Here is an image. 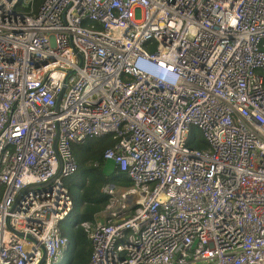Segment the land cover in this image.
Wrapping results in <instances>:
<instances>
[{
    "label": "built area",
    "instance_id": "obj_1",
    "mask_svg": "<svg viewBox=\"0 0 264 264\" xmlns=\"http://www.w3.org/2000/svg\"><path fill=\"white\" fill-rule=\"evenodd\" d=\"M106 135L132 186L88 264H264V0H0V264L70 249L72 147Z\"/></svg>",
    "mask_w": 264,
    "mask_h": 264
},
{
    "label": "trees",
    "instance_id": "obj_2",
    "mask_svg": "<svg viewBox=\"0 0 264 264\" xmlns=\"http://www.w3.org/2000/svg\"><path fill=\"white\" fill-rule=\"evenodd\" d=\"M40 0H35V6ZM115 140L106 135L87 139L83 143L73 145V153L77 161V171L65 180L72 198V209L65 220L60 224L63 235L74 245V250L66 257V264H88L92 247L91 242L81 227L84 221H93L94 216L103 211L109 202V196L102 192V186L114 185L118 190L132 186V181L118 168L106 173V161L103 153L112 147ZM195 146L204 148L206 143L196 141ZM84 258H82V255ZM87 254V255H86Z\"/></svg>",
    "mask_w": 264,
    "mask_h": 264
},
{
    "label": "rangeland",
    "instance_id": "obj_3",
    "mask_svg": "<svg viewBox=\"0 0 264 264\" xmlns=\"http://www.w3.org/2000/svg\"><path fill=\"white\" fill-rule=\"evenodd\" d=\"M195 137V139H198L200 141H204L203 140V136H202V133L199 129H196V128H192L191 132H190V139H193ZM193 146H195V144H193ZM114 168V165L112 163V161H106L105 163V166H104V170L106 173H110L112 171V169ZM74 250V245L72 243V245L70 246V249L66 252V257L68 259V256L69 254L71 255V253L73 252ZM87 255V254H86ZM82 258H84L83 254L81 255ZM65 257L61 260H59V262L55 263V264H66V261H65Z\"/></svg>",
    "mask_w": 264,
    "mask_h": 264
},
{
    "label": "bare ground",
    "instance_id": "obj_4",
    "mask_svg": "<svg viewBox=\"0 0 264 264\" xmlns=\"http://www.w3.org/2000/svg\"><path fill=\"white\" fill-rule=\"evenodd\" d=\"M141 191L140 190H138V189H133V190H131V191H129L128 193H127V200L129 201V202H133V201H135L136 199H139V198H141ZM70 246L71 245H69V248H70ZM69 250V249H68ZM67 250V251H68ZM66 251V252H67ZM66 252L64 253V255L63 256H61V258L59 259V260H61V259H63L64 257L66 258ZM59 260L57 261V262H59ZM56 262V263H57Z\"/></svg>",
    "mask_w": 264,
    "mask_h": 264
},
{
    "label": "crops",
    "instance_id": "obj_5",
    "mask_svg": "<svg viewBox=\"0 0 264 264\" xmlns=\"http://www.w3.org/2000/svg\"><path fill=\"white\" fill-rule=\"evenodd\" d=\"M99 214V213H98Z\"/></svg>",
    "mask_w": 264,
    "mask_h": 264
}]
</instances>
